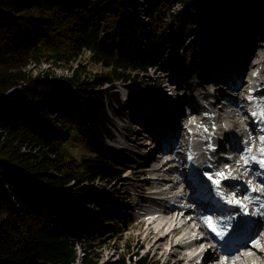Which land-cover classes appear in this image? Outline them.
<instances>
[{"label": "trees", "instance_id": "trees-1", "mask_svg": "<svg viewBox=\"0 0 264 264\" xmlns=\"http://www.w3.org/2000/svg\"><path fill=\"white\" fill-rule=\"evenodd\" d=\"M146 2L137 10L125 0H0V264H99L100 248L131 227L133 209L103 199V188L112 186L118 197L117 186L128 181L129 158L108 142L114 134L107 106H127L117 84L127 81L134 96L145 98L147 81L137 72L147 71V50L159 59L166 51L167 15L182 26L175 38L185 40L204 7L219 39L232 13L225 0ZM257 3L264 9V0ZM132 11L148 17V31L131 25ZM86 52L101 68L87 77L85 66L73 71L72 64ZM42 63L72 73L34 75L29 65ZM85 195L91 197L82 209ZM124 255L107 264H127Z\"/></svg>", "mask_w": 264, "mask_h": 264}, {"label": "rangeland", "instance_id": "rangeland-1", "mask_svg": "<svg viewBox=\"0 0 264 264\" xmlns=\"http://www.w3.org/2000/svg\"><path fill=\"white\" fill-rule=\"evenodd\" d=\"M127 3L130 4H136L137 10H140L142 8L141 5H144L142 0L139 1V3H136V0H125ZM226 5L230 6L229 9H231V15L228 18L226 25L223 29L222 36L220 39L216 41V39L212 36L210 32V28H208V22L210 21L209 14L206 15V11H204V7H202V11L198 12V15L201 17L197 20V23L195 25L198 26L196 30V37L194 38L193 33L191 32V37L189 39H177L175 38V34L178 32V36L181 35V29L182 26L180 23H176L173 19V16L167 15V19L170 23H172V27L169 30V33L167 34V41H168V47L166 51L161 55V60L158 61L157 59L155 62H153V65L148 64V61L146 62V72L141 73V77L143 80L147 81V85L145 86L149 93H154L155 91H158V89L162 88V93H165L164 96L161 97L158 96L156 93L154 94L153 98H151L152 104H154L155 108L153 112L155 114L160 113V107H158V103L160 105L164 104L165 102L173 101V102H180L177 100L167 98V91L170 93V95H177V86L181 83L178 81L177 85H173L175 83V79L178 77L185 78L186 74L190 71V69L195 66L198 68V79L201 78V76L204 73H208L206 71V65L210 62V66L212 64H216L219 60H222L224 57H228L230 54L234 57L236 55L237 49H238V43L235 42L236 39L243 38V33L246 29H249V34H251V37L261 38V33H264V9L262 7H255L254 3H257V0H244V5H235L233 3V0H225ZM141 3V4H140ZM182 7V4L177 2L176 6H174L173 10L176 12L179 11V9ZM144 12V9H143ZM145 13V12H144ZM141 18L144 20V22H147L148 17L141 15ZM237 20V21H236ZM149 21V20H148ZM200 21V22H199ZM231 23L229 24V22ZM236 21V22H235ZM230 25V28H229ZM147 27V26H146ZM143 29H145L143 27ZM226 33V34H225ZM255 36H254V35ZM260 36V37H259ZM249 37L248 39H250ZM263 39V37H262ZM235 40V41H234ZM264 40V39H263ZM215 41V42H214ZM229 44H226V43ZM227 45V48H224L223 46ZM141 42H137L136 48L140 49L142 47ZM193 48L191 50L190 47ZM257 46V45H256ZM226 47V46H225ZM150 54V51L145 52V57L147 60H151V58L148 56ZM90 54L89 53H83V55L73 64L75 69L78 67L81 69L82 67H86V73L85 77L90 76L93 73H96L97 71H100L101 68L99 65L95 64L90 60ZM253 61H255V58H253ZM79 62V66L77 64ZM34 64H31L30 67H32V71L34 75H37L38 73H42L43 71L51 70L55 71L58 75H69L72 73V70L67 68L66 66L57 67L56 65H53L52 67H49L48 63H42L37 65L36 67H33ZM253 67V66H252ZM247 71H251L250 68H248ZM253 71L260 75V81L264 84V66L256 67L253 69ZM191 72V71H190ZM170 73H172V76L176 73V76L173 78H170ZM169 74L167 78H164L165 75ZM196 75L192 74L191 77L185 78V80L193 82L196 81ZM250 77V75H249ZM118 88L121 90L119 91L120 98L122 99L123 104L127 105L126 109H122L119 107V105L116 104L115 109L111 108L110 106H107L109 115L113 119V127H111L114 137L108 138L109 144L114 148V150L118 151V153L121 156V159L125 158L127 154L130 152V148H137L139 143H133L129 145L128 138L125 137V133L129 134H135L139 133L141 131V123H144L146 121L145 116L142 112V106L137 107L136 103V97L134 95H130V93L124 89L121 88L119 83L117 84ZM181 86V85H179ZM172 88V89H171ZM264 88V86H263ZM171 89V90H170ZM181 89V88H180ZM102 92L105 93V99L106 101L109 98V95L106 93L108 90L105 87L100 88ZM230 93L233 91L229 89ZM197 94V92L195 93ZM227 94V93H225ZM147 96V94H146ZM145 96V97H146ZM246 96L253 97L250 94H246ZM229 99H233L231 95L228 96ZM254 98V97H253ZM150 99L147 98L146 101ZM256 100L260 102L262 107H260V110L264 109V94L260 93L255 97ZM168 100V101H167ZM143 103V105L151 106L148 102ZM201 104L205 105V102H201ZM147 111V110H145ZM249 112L252 113L255 112L253 108L249 109ZM200 114H210L209 107L204 106L203 113L200 112ZM199 115V112L195 110L193 112V115L190 118V122H195V118ZM254 119H258L257 116H253ZM240 120V127H235L234 123L235 120ZM225 123L229 124V127L225 131H232L237 134H243L241 138V142L245 143L249 139L255 138L256 134L252 133L253 126L251 124H248V121L245 119H240L238 115H233L228 121H224ZM45 129L47 127L45 124H42ZM130 127V130H127V128ZM209 124L206 126L201 124L199 125V129L206 133L209 130ZM245 128V131L243 130ZM193 130V129H191ZM146 131L143 132V135L140 136L138 141H142L141 137L145 136ZM219 133H216L215 136H217ZM206 139V138H205ZM121 140H126L127 144L125 146L127 148L121 147ZM130 142L132 140L130 139ZM195 148H198V142L193 141L190 143ZM252 149V148H251ZM210 162V160L208 161ZM152 167H150L151 169ZM212 171H209L206 169L205 172H201L199 174V177H208L212 174ZM158 177H164L169 178L171 176L176 178L183 179V176L177 172H156L155 173ZM123 179L128 180L127 182H122L117 186V190L119 193V197L113 196L111 194V191H113L112 186H108L103 188V191L106 193L105 198H110L114 202V206L122 209L131 207L134 210V216L136 215L134 221L131 224V227L128 231H126L121 239H118L117 243H120V249H117L115 247L116 244H114V241L110 242V244L103 246L100 248L101 250V261L99 264H107L110 262H115L119 259V254H122V252H125L124 258L127 262V264H134L135 260H138L139 258L147 257L148 260H151V262H158L159 264H162L164 259L162 260L160 257V253H154L153 251H150L151 247V241L150 239L145 241L146 237V225L139 220L140 217L138 216V210L140 207H149V204H142L140 203V197L143 194H146L147 191H149L150 187L152 186L150 183V177H148L144 171L143 166L138 163H131V170H127L124 175ZM102 182H95V186L100 188ZM203 191H206V189H202ZM220 189L217 190V192L220 194ZM144 192V193H142ZM91 196L85 195V200H83L80 203V207L84 209L85 207H88L89 203L88 200ZM114 198V199H113ZM157 205L154 204L150 209L156 208ZM89 209V208H88ZM152 212V211H151ZM143 214V213H142ZM147 218H149L150 214L145 215ZM73 229H77L78 226L76 224L72 225ZM165 243V242H164ZM163 243V244H164ZM122 247V248H121ZM129 249V251H128ZM136 255V256H135ZM122 257V255H121Z\"/></svg>", "mask_w": 264, "mask_h": 264}, {"label": "bare ground", "instance_id": "bare-ground-1", "mask_svg": "<svg viewBox=\"0 0 264 264\" xmlns=\"http://www.w3.org/2000/svg\"><path fill=\"white\" fill-rule=\"evenodd\" d=\"M139 1L140 0H136V3H139ZM142 2H144L143 3L144 5H141L142 8H146L147 7L146 0H142ZM134 5H136V4H134ZM131 17H132L131 18V25H133L134 27H138V28L139 27L140 28L144 27L145 30L148 31V29L150 28V21L147 20V22H144V20L141 18V15L135 14L133 11H132V16ZM261 34H262L261 38L260 39L257 38V40H258L257 44L259 45V43H260L261 50L262 49L264 50V40H263L264 39V33H261ZM262 37H263V39H262ZM235 42H237V39H236ZM226 44H229V43L227 42ZM254 45H256V41L254 42V37H251L250 39L243 37V38H241L239 40L238 49H237V58H242V61H243L242 64H244V62L247 59L248 60L250 59V57H251L250 50H251V47L253 48ZM225 46H223V47L227 48V45H225ZM144 61H145V64L148 61V64L153 65V61L152 60H147V58H145ZM252 61H253V58H251V64L253 65V68L259 67L261 64H264V62L263 63H259V62L256 61V62L252 63ZM33 67H34V65H33ZM30 68H32V67H30ZM193 72H194V69L191 70V72L189 74L192 75ZM218 72H221V71L218 69L217 73ZM137 73H138L139 80L142 81L143 79L141 77V73H143V72H137ZM249 75L250 74L247 73L244 76V78L242 79V81L238 85V87L233 90V94H231L230 92H228L226 90L227 94H225V98H227L229 95H231V97L233 98V102L231 103V105L234 107L235 113L237 112L240 115L241 118L245 119L246 121L249 122V124L253 125V124H256V123H253L252 117H251L250 113L248 112V108H253L255 113H257V117H259V113L261 112V110H260V106H259L257 100L255 99V97L258 94L263 93L261 91V89L260 90L258 89L260 86L263 85V83H253L252 81H250ZM168 76H169V74L165 75L164 78H167ZM175 76H176V73L173 76H172V73H170V78H172V77L174 78ZM258 76L260 78V75H258ZM174 79H175V83L173 85H177L178 81L181 82V83H184V81L181 79V77L177 76V78H174ZM126 82L127 81H120L118 83H119L121 88H124V89L128 90L129 88L126 85ZM187 82L189 84H191V85L181 89L177 93V95H173V96L170 95V93H168V91H169L168 90L166 92L167 93V98L169 97V98H171L173 100H177V101H180V102L183 103L184 100L193 93L194 86L197 84V82H194V81L193 82L187 81ZM146 85H147V82H146L145 86ZM204 85H205V87L210 85L208 83L207 79L204 80ZM185 86H187V85H185ZM177 88H178V86H177ZM162 90L163 89L160 88V89H158V91H155L154 93H156L158 96L166 97V96H164L165 93H162ZM217 91H218V89H215L213 93H207L203 98L207 99V97H209V96H214V93L217 92ZM246 94H250L251 96L254 97L252 99V101L249 102V103L245 99ZM237 105H240L241 109L239 107H237ZM206 106H207V104H206ZM213 110L215 112L220 113L219 109H217V108H215V109L213 108ZM160 111H161V108H160ZM209 111H210V109H209ZM222 111H223V109H222ZM91 113H92V111L89 110V114H91ZM171 113L175 114L176 113V108L174 110H172ZM210 113H211V111H210ZM214 116L216 117L215 114L214 115H210V117H206V116L198 117L195 120L196 123H193L190 126L191 128L194 129L193 130V135L198 137V139H197V142H198V145H199L198 146V153L194 154L193 158H192V162H194L196 165L199 166L196 171H198L200 169V172H205L206 169H208L209 171L213 172V170L208 167V165H209L208 161L211 158V156H210L211 151H210V147L209 146L210 145L213 146L217 139L216 138L213 139L212 134L203 133L199 129V125H201V124H203V125L206 124V126L208 124L211 125L212 122H213ZM222 122H223L222 126H224V127H228L229 126L228 123H225L224 121H222ZM259 123L264 127V120H261V122H259ZM239 124L240 123L237 120L236 121V126H239ZM142 132H143V130L138 133L137 137H135L134 134H129L128 133V135L133 137L132 141L138 142V140H139L138 137L143 135ZM253 133H255L257 135V139H255V141L252 142V143H254V148L257 149L258 147L261 146L260 145V137L262 135H264V131L255 130V131H253ZM206 137H208L209 140H206L205 139ZM233 138H235V136ZM139 143H141V145H140V147L138 149V155L141 156L143 154L144 150L147 148V145L150 142L146 141V142H139ZM228 151H229V149H227L225 152L227 153ZM178 153H179L178 156L183 161H185L184 153H182L181 151L178 152ZM230 157H231V155H230ZM255 157H257V159H260V152L256 151L255 152ZM171 162H173V161H171ZM168 163L169 162L163 163V166L159 170L154 169V170H151V172L152 173H154L156 171H160V172L165 171L166 172L168 170L170 172H173L171 170V167L167 168ZM248 165H250V166H248ZM248 165H245V166H248V167L251 168V169L247 170V172L249 173L248 176L240 175V174L236 175L237 171L231 173V172H228L226 170L224 173L226 175H228L230 173V177L227 180H222L220 186L221 185L228 186L229 188L227 190V195L231 199H235V198L240 199L241 204L246 205V207L251 209L253 204L256 201L255 197L260 196V194H261L259 189H260V186L262 185V183H261V181L259 179L254 177V175L251 173L252 169H258L259 164H257L256 162L250 160ZM173 170L179 171L180 169L175 164V165H173ZM263 175H264V172H263ZM211 176L213 178H215L214 175H211ZM240 177H245V179H241ZM249 181L251 182L250 185L248 183ZM162 182H171V180H170V178H164L162 180ZM179 184L180 183H177V186ZM235 185L244 186L245 190H241V191H238V192H233L232 188ZM207 187H211V189H213V193H215L216 198H220V200L222 199L221 195L217 192V190H218L217 186L215 184H213L212 180H209L208 178L202 179L201 188H207ZM250 187L257 188V191L249 193V188ZM184 191H187V190L184 189ZM232 193H235L234 197L232 196ZM246 195H250V198L249 199H244V197ZM212 198H214V196L211 197V205L210 206L213 205L212 204ZM186 201L190 202L191 201V197L189 199H186ZM236 210L239 213L238 214L239 216L243 215V213L241 212V208L240 207L236 208ZM263 210L264 209L262 207H258L257 209H255V211L257 213L256 217H257L258 220H257V233L254 236L248 237L247 239L241 241L240 243H238L236 245H233V246H230V247H227V248H222L220 246V244H218V245H216L214 247L213 253L204 254L202 256V258H201V261H197V259L201 256L202 252L201 251H197L190 258V262L192 264H264V218H262L263 215H264L263 214ZM155 212H156L155 210H153L152 212H151V210L148 211L147 214H150L149 223H150V225H153V226H157L158 225L159 228H160L159 232L162 233L163 232V228L168 224V222L171 221V219H169V221H168L167 219L164 218L163 215H161L159 213V215L156 217V219L152 220L151 218L154 216ZM190 213H191V211H189V209H186L184 215H187V214H190ZM210 215H213V214L210 213ZM238 219H239V217H237L236 220L234 221V225H233L234 227L231 230H229L228 233H226V232L224 233L225 236L228 235V234L232 235L236 230H238L240 228L241 229L244 228V224H245V221H247V218H245L243 222H239ZM177 220H178V218H176V221ZM183 226L186 227L187 223L184 224ZM146 230L148 231V232L146 231L147 232L146 239L147 238H151L150 235H153V238L155 237L154 232L151 231L150 226ZM178 231H179V229L173 230L170 233V235H174ZM257 238L259 239V243L254 245L252 243V241L256 240ZM167 239H168V236L160 237L158 240H156L154 242L153 247L163 245V243ZM227 239H228V237H226V240ZM185 243H187V241H185ZM190 245L191 244H188L187 247L188 248L191 247ZM172 249H174L173 250L174 254L177 253L178 245H174L172 247ZM165 255H166V253H163L161 257H164ZM172 256H175V255L172 254ZM184 258H185V256L183 255L182 257H179L175 262H172L171 261V257H169V258L166 257L164 259V264H166V263L167 264H181V263L184 262V260H185Z\"/></svg>", "mask_w": 264, "mask_h": 264}, {"label": "snow or ice", "instance_id": "snow-or-ice-1", "mask_svg": "<svg viewBox=\"0 0 264 264\" xmlns=\"http://www.w3.org/2000/svg\"><path fill=\"white\" fill-rule=\"evenodd\" d=\"M249 99H251V97H249ZM252 115L255 117V116H257V113L253 112ZM259 118L261 120H264V109H262L261 112L259 113ZM260 145H261L260 148H259L260 159H257V157H255V156H252L251 158H248L247 156H243L242 159H244V164L245 165L249 164V162L251 160V161H254L257 164H259L260 168L264 169V136H261L260 137ZM209 147H211V145ZM245 151L246 152H250L251 151V148H248ZM189 159H191V157H189ZM259 174L260 173H256V175H259ZM215 176L216 177H219L220 179H213L212 176H209L208 179L209 180H212L213 184H215L219 188L222 180L229 179L230 173L228 175H226L223 171H220V172L215 173ZM248 183H249V185L251 184L250 181ZM256 191H257V188H255V187H250L249 188V193L256 192ZM259 191L261 193H264V184H262L260 186ZM220 195H221V198L224 199L226 203H228L230 205L239 206L242 210H245L246 209V205L241 204L240 199H230V198L224 196L223 193H220ZM232 196L234 197L235 196V193H232ZM249 198H250V195H246L244 197V199H249ZM255 199L258 201L260 199V197L257 196V197H255ZM260 207L264 208V204H261ZM208 226H209V228L212 229V231L216 232V229L212 226V224L210 222V218L208 219ZM216 234L218 236H222L223 235V233H221V232H216ZM252 243L254 245L257 244V243H259V239L257 238L256 240L252 241Z\"/></svg>", "mask_w": 264, "mask_h": 264}]
</instances>
